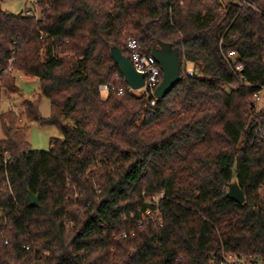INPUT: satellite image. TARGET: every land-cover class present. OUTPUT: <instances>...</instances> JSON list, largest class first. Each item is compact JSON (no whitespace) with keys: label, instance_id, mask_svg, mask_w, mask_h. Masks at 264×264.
<instances>
[{"label":"trees","instance_id":"obj_1","mask_svg":"<svg viewBox=\"0 0 264 264\" xmlns=\"http://www.w3.org/2000/svg\"><path fill=\"white\" fill-rule=\"evenodd\" d=\"M43 20L3 10L0 76L39 80L51 113L0 108V264H216L222 252L264 264V0H40ZM43 33V39L40 34ZM128 38L179 49L184 75L154 106L118 93L112 61ZM228 51L237 54L226 58ZM13 52V53H12ZM15 74L2 71L9 66ZM242 65L239 72L235 65ZM116 90L102 96L98 87ZM254 105V106H253ZM53 126L32 151L28 123ZM237 182L238 204L226 196ZM38 197L30 206L28 194ZM149 212V215H147Z\"/></svg>","mask_w":264,"mask_h":264},{"label":"built area","instance_id":"obj_2","mask_svg":"<svg viewBox=\"0 0 264 264\" xmlns=\"http://www.w3.org/2000/svg\"><path fill=\"white\" fill-rule=\"evenodd\" d=\"M30 3V6H24L22 12L25 15L32 16L35 21L43 20V13L41 8L38 6L40 0H25ZM44 34H40V39H43ZM125 49L128 53V59L130 60L133 68L140 74L143 75V86L137 90L131 89L127 84L125 88H118V93H130L137 96L145 98L149 105L152 107L155 105L158 99L155 97L154 93L156 88L161 82L162 72L160 66L157 64L151 53L144 52V44L135 38H128L126 41ZM13 53V52H12ZM227 59L235 60L237 54L234 51H228L226 55ZM13 63V58L9 59V66L2 71L3 75L13 74V68L11 67ZM181 67L184 71V75L188 77H193L197 74L194 65L189 64L184 57H182ZM242 69V65H235L234 70L239 72ZM124 81V79H123ZM125 82V81H124ZM101 93H108L110 91L116 90L112 84H101L98 87ZM4 87H3V76H0V104L3 103L4 98ZM253 99L256 102L255 106L264 104V85H260L255 88L253 92ZM18 114V113H17ZM14 162L12 156L8 153H4L0 158V174H3L4 181L3 186L9 188V179L7 175V167ZM149 215V212H147ZM212 262L216 264H258L252 263L246 260L243 256H236L233 253L222 252L220 258H212Z\"/></svg>","mask_w":264,"mask_h":264},{"label":"rangeland","instance_id":"obj_3","mask_svg":"<svg viewBox=\"0 0 264 264\" xmlns=\"http://www.w3.org/2000/svg\"><path fill=\"white\" fill-rule=\"evenodd\" d=\"M30 6V3L25 0H1V7L3 10L19 13L23 10L24 6ZM15 72L13 73V75ZM16 84L21 92V95L7 96L4 95L3 103L0 104L2 111H7L12 108L14 112L18 113L17 124L19 127L26 125V120L21 114V104L25 100L35 99L38 101V110L43 118H47L51 113V106L49 99L40 94L39 80L25 75L23 73L15 74ZM104 96V93H101ZM264 104H260L257 108H263ZM29 129L27 132V142L32 151H44L47 152L50 148L51 138H61L60 132L53 126H41L37 123H28ZM1 136V135H0Z\"/></svg>","mask_w":264,"mask_h":264},{"label":"water","instance_id":"obj_4","mask_svg":"<svg viewBox=\"0 0 264 264\" xmlns=\"http://www.w3.org/2000/svg\"><path fill=\"white\" fill-rule=\"evenodd\" d=\"M151 55L160 66L162 79L155 90V97L162 100L181 80V67L179 62V49L170 43L160 42L151 50ZM112 61L118 66L125 83L133 90L143 86V75L132 66L128 57L123 55L117 47L110 49ZM254 106V105H253ZM226 196L232 201L242 204L244 195L237 182L228 185ZM30 206L38 205V197L28 194Z\"/></svg>","mask_w":264,"mask_h":264}]
</instances>
